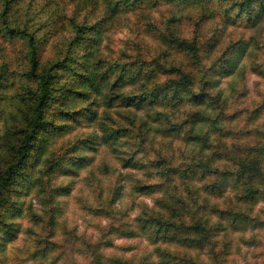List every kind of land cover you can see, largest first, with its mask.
Returning <instances> with one entry per match:
<instances>
[{
    "label": "rangeland",
    "instance_id": "1",
    "mask_svg": "<svg viewBox=\"0 0 264 264\" xmlns=\"http://www.w3.org/2000/svg\"><path fill=\"white\" fill-rule=\"evenodd\" d=\"M8 1L10 17L16 12L25 14L30 11L38 22L37 27L44 28L43 31L55 22L52 30L56 33L52 34L50 39L48 56L64 51L75 31L72 13L79 11L82 14L87 8V3L79 0ZM243 1L102 2L103 10L95 12L92 19L94 25H98L96 31L102 38L99 58L109 60L110 63L129 61L137 68H143L142 63H147L141 72V78L137 79L141 88L151 90L166 84L170 85L165 91L169 92V98L180 96L179 83L185 81L183 73L194 71L192 68L197 65L202 68L203 66L188 52L176 48L175 45L167 46L169 42L163 32L169 21L173 20L182 39L191 40L202 30L203 64H208L212 69L221 66L226 68L223 77L216 79V87L210 96L221 94L222 98L228 101L222 100L210 107L211 101L208 99L205 104L194 109L188 105L190 100L183 102L179 97L175 104L163 103V106H160L158 94H151L152 104L142 106L139 116L149 113L153 120L158 116L165 119L163 124L150 120V134L154 139L152 145L145 144L144 147H147L140 149L142 136L132 127L136 133L134 147L132 154L126 159L132 157L133 160L136 152L135 159L142 161L144 166L151 160H161L164 165L162 176L166 168L175 169L181 164L197 162L198 174L190 184L184 179H179L178 171V174L172 177L174 181L170 182L171 186L162 187L158 184L164 179L159 177L157 166L152 170H146L148 166L126 167V159L123 161L117 154L108 155V151L101 149L88 169L81 170L79 176L73 178L60 174L51 182L52 188L46 176H42L39 184L32 178V183L22 189L17 198V206L22 208L20 215L12 216L18 213L20 207L8 214H4V210L0 209V264H141L146 261L150 264L154 260L155 263L161 262L164 257L157 252L165 253L164 244L158 246L153 238L148 237L149 234L138 230L136 220L139 217L148 218L153 210L167 214L175 210L178 217L172 220L173 222L181 221L187 224L191 219L205 216H210L215 221L218 214L228 208L225 206L232 207V199L236 201V210L243 211L247 207L245 212L250 215L249 219L243 220L239 230L215 232L210 240L206 239L204 234L195 235L189 239L190 247L174 246L166 254L171 253L175 257L178 254L177 261L194 260V264H264V154L254 153L256 158H261L262 179H258L255 186H261L262 192L257 194L250 204L237 203V191L227 187L221 191V195L214 196L216 198L207 206L206 194L201 192L206 182L216 177V174L207 173V165H213L216 171H234L236 167L233 162H237L235 156L247 155L250 153L249 148L264 151V67L261 66L264 65V18L255 27L244 23L242 17H237V6ZM1 6L3 5L0 1V9ZM91 8L93 10V7ZM205 9L208 10L211 20H205ZM247 41H253V45L250 55L244 57L238 50L241 45L247 47ZM22 44L23 41L16 37H0V65H7L11 72L7 85L0 86V97L5 96V99L0 98V109L2 106L4 109L13 106L16 112V105L23 102L29 91L28 79L24 77L27 59ZM258 46L261 50L257 49ZM164 51L169 54L167 57L162 56ZM158 58L165 63L161 71L157 68ZM230 62L237 63L243 71L242 76L229 69ZM143 74L146 76L143 77ZM148 74L150 79L146 78L149 77ZM200 83L203 86L201 78L198 84ZM197 108L207 109L205 121L194 125L197 135L210 139L221 135L228 144H232L228 147L232 149L233 154L223 155L224 158L212 163L210 158L213 154L207 148V139L201 143L190 142L187 136H179L171 130L172 125L192 121L191 117L197 113ZM2 117L5 118V115ZM18 120L10 123L18 125ZM3 123L1 118L0 127ZM127 124L131 126L130 117ZM74 135L72 132L54 139L50 144L48 156L53 152H62L68 142L74 139ZM103 164H107L106 170L102 169ZM91 168H94L96 175L88 184L84 177ZM141 184L151 187L144 191L136 190ZM56 187L65 189L53 192ZM45 189L54 195L57 205V208L54 207V210L47 214L44 213L46 199L48 200L43 191ZM198 189L201 194L204 192L202 197L198 200L194 197L193 200L190 199L191 192ZM49 209L51 205L48 206ZM167 214L164 215L169 216ZM52 216L55 218L53 225L50 222ZM163 222L161 220V223ZM10 230L17 232L11 235L8 233ZM159 242L161 241H158L161 245ZM158 248L161 250H157ZM186 254L190 256L186 257ZM183 257L193 260H184ZM168 259L169 256L165 257V260Z\"/></svg>",
    "mask_w": 264,
    "mask_h": 264
},
{
    "label": "trees",
    "instance_id": "2",
    "mask_svg": "<svg viewBox=\"0 0 264 264\" xmlns=\"http://www.w3.org/2000/svg\"><path fill=\"white\" fill-rule=\"evenodd\" d=\"M0 1L3 5L0 9V37H16L23 41L22 48L27 59L24 77L28 79L29 83L27 96H25L22 103L16 105V112L13 110V106L9 109H4L2 106L0 109V119L3 118L4 120L0 127V209L4 210V214L20 207L17 206V198L20 191L32 183V178L39 184L42 181V176H46L51 186V182L60 174L69 178L79 176L81 170L88 169L91 163H94L99 149L108 151V155L111 153L117 154L124 161L133 151V141L134 136H136L133 130L134 127L142 136L140 149L152 145L154 139L150 134V128L152 127L150 126V120L163 124L162 122L165 119L158 116L153 120L149 113L139 116V113L142 112V106L152 104L150 102L152 99L151 94L153 96L158 94V104L160 106H163V103L175 104L180 97L183 102L186 99L190 100L188 105L194 109L205 104L208 99L209 102L211 101L210 107H214L218 102L225 100L221 94L210 96L212 90L216 87V79L223 77L226 68L221 66L212 69L208 64H203L201 54L203 45L201 42L204 39L202 41V30H199L193 39L186 40L179 37L173 20L169 21L164 29L163 34L169 42L168 47H174L175 45L176 48L188 52L196 57L203 66L202 68L197 67V65L192 68L194 71L184 72L183 78L185 81L179 83L178 94L180 96L169 98L167 95L169 92L165 91L170 85L163 84L150 90L142 89L141 84H138L137 79L141 78V72L148 65L147 63H142L143 68H137L134 63L129 61L110 63L109 60L99 58V45L102 38L96 31L98 25H94L92 19L95 12L99 9L103 10L102 2L104 3L105 0H79L87 3V8L82 14L79 11L72 13L71 17L75 27L74 34L64 51L52 56H48L47 49L52 34L56 33L55 30H52L55 22L53 21L51 27L46 28L47 31H43L44 28L37 27L38 22L30 11L25 14L16 12L14 16L10 17L9 1ZM168 1L175 2L178 0ZM91 7H93V10ZM237 8V17H242L244 23L251 25V27L257 26L264 18V0H244L238 4ZM205 11V15H207L205 20H211L208 10L205 9ZM255 41L257 42V40ZM247 42L249 43L247 47L241 45L238 50L239 54L244 57L250 55V48L253 45V41ZM257 49L261 50V47L258 46ZM167 55L169 54L165 51L162 54L165 57ZM164 64L158 58L157 68L159 71L163 70ZM261 66L264 67V65ZM229 69L233 73L236 71V75H243V71L239 69L237 63L230 62ZM9 70L7 65H0V86L7 85L10 81L11 72ZM145 76L143 74V77ZM148 76L146 78L150 79V74ZM200 78L203 81V86H201V83L198 84ZM1 97L5 99L4 95ZM227 101L226 99L225 102ZM205 110L207 109L197 108V113L191 117L192 121L188 120L186 124L172 125L171 130L179 136H187V140L190 142L201 143V141L204 142L207 139L206 144L208 143L207 148L213 154L210 158L213 163L222 158L223 155L233 154L232 149L228 147L232 144H228L221 135H217L213 139L197 135L194 125L200 121H205ZM3 115H5V118L2 117ZM129 117L131 118V126L127 124ZM17 120L18 125L10 123ZM86 129L90 131L86 132ZM72 132L75 133L74 139L68 142L64 150L57 154L53 152L48 156L51 142ZM145 144L147 146L144 147ZM249 149L248 152L250 153L247 155L235 156L234 159H237V162H233L236 167L234 171H216L213 165L205 167L209 169L207 173L216 174V177L206 182L201 190L206 194L207 206L214 198L221 195V191L226 190L227 187L237 191V203L244 205L250 204L254 197L262 192L261 186H255L257 180L262 179L261 158H256L254 153L264 154V151L262 149L258 151H254L252 148ZM2 154L3 157H1ZM135 154L133 160L132 157L125 160V166H148L146 170H152L153 167L157 166L159 177L164 179L160 181L161 184H158L162 187L171 186L170 182L174 181L172 177L177 175L178 171L179 179H184L189 184L198 174V163L190 162L181 164L175 169L166 168V172L162 176L161 170L164 165L160 162L161 160H151L148 165L144 166L141 164L142 161L135 159ZM107 167V164L102 165L104 170ZM93 169L91 168L84 177L88 184L92 179H95L96 173ZM37 175H40V177L38 178ZM14 187L16 190H14ZM150 187L141 184L136 190L144 191ZM64 189L56 187L53 192ZM199 190L191 192L190 199L193 200L192 197L197 200L200 199L204 192L201 194ZM43 191L49 200L46 199L44 211L47 214L52 212L54 207L57 208V205L55 204L54 195L47 192L46 189ZM165 204L168 203L165 201ZM231 204L232 207L225 206L228 208L221 211L215 221L210 216H205L191 219L187 224L181 221L173 222L172 220H176L178 217H176L175 210L170 214L165 212L156 213L153 210L152 215L148 218L139 217L136 220L138 230L149 234L148 237L153 238L158 246L164 244L165 253L157 252L158 255L164 258H161V262L157 261L155 263L154 260L150 264H194L193 259L186 258L190 256L189 254H186L183 259L193 261L183 262L182 260L181 262L177 261L179 260L177 258L179 257L178 254L175 257L171 253L166 254V252L174 246L190 247L189 239L195 235L204 234L205 238L210 240L215 232L230 229L239 230L243 225V220L249 219L250 215L245 212L247 207H244L243 211H238L235 206L236 201L234 202L232 199ZM49 205H51V209L48 210ZM21 211L22 208L20 207L18 213H14L12 216L17 217ZM163 217H166V219ZM161 220L164 222L161 223ZM54 221L55 218L52 216L51 220L50 217L52 225ZM15 232L17 231L10 230L8 233L13 235ZM158 241H161L159 242L161 245L158 244ZM157 250H161V248ZM167 256L170 259L165 260ZM171 260L173 261L171 262ZM148 263L146 261L141 264ZM123 264L135 263L125 262Z\"/></svg>",
    "mask_w": 264,
    "mask_h": 264
}]
</instances>
